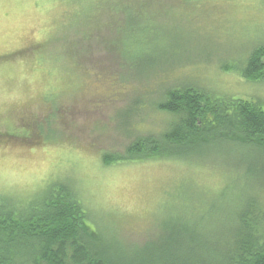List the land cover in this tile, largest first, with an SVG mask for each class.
I'll return each instance as SVG.
<instances>
[{"label":"rangeland","instance_id":"374dc122","mask_svg":"<svg viewBox=\"0 0 264 264\" xmlns=\"http://www.w3.org/2000/svg\"><path fill=\"white\" fill-rule=\"evenodd\" d=\"M261 43L264 0H0V196L29 202L64 181L106 240L222 243L248 189L235 156L211 143L179 159L124 147L178 128L157 107L170 88L264 102V80L237 71Z\"/></svg>","mask_w":264,"mask_h":264},{"label":"trees","instance_id":"16d2710c","mask_svg":"<svg viewBox=\"0 0 264 264\" xmlns=\"http://www.w3.org/2000/svg\"><path fill=\"white\" fill-rule=\"evenodd\" d=\"M246 55L238 74L263 81L264 43ZM121 86L120 93L132 87L123 81ZM157 107L175 115L178 128L160 138L132 137L124 147L126 155L179 159L189 154L182 153L181 146L211 143V148L221 146L235 156L233 167L242 168L247 178V194L222 243L206 245L191 235L188 242H169L148 251L113 235L106 240L88 221V210L74 187L52 180L29 202L0 196V264H264V102L189 85L167 90ZM126 108L132 117L136 108ZM102 161L107 164L110 159ZM182 226L184 231H200L199 224Z\"/></svg>","mask_w":264,"mask_h":264}]
</instances>
